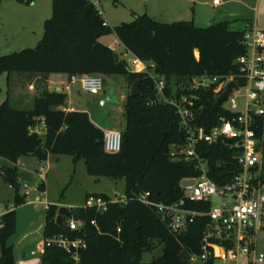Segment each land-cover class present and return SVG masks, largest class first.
<instances>
[{"label":"trees","instance_id":"1","mask_svg":"<svg viewBox=\"0 0 264 264\" xmlns=\"http://www.w3.org/2000/svg\"><path fill=\"white\" fill-rule=\"evenodd\" d=\"M52 7L35 46L0 54V76L6 72L8 84L12 71L36 74L42 83L50 72L125 73L130 82L138 79L140 92H128L126 125L121 129V148L115 152L106 150L105 128L96 124L87 110L66 108L68 93L64 90L44 86L35 94L31 107L14 106L9 95L0 100V156L12 161L0 166V174L15 190L13 206L0 214V264H16L14 244L9 238L16 230V206L25 203L28 196L21 191L18 159L35 155L44 161L50 153L71 154L74 162L84 158L87 171L93 175L124 177L127 201L111 200L107 192H94L109 199L106 209L86 204L71 206L68 216L82 220V230L61 227L55 221L58 204L49 203L44 237L60 232L71 237L84 235L87 245L80 250L79 261L63 247L45 246L41 264H192L191 259H183L182 251L186 248L190 254L201 253L204 216L198 215L186 231L173 233L155 204L178 200L183 196L181 180L201 174L196 158L172 154L174 144L186 141V130L180 124L176 106L165 95L171 96L175 90L178 94L185 86V91L193 95L194 121L207 130L221 116L236 113L224 101H217L216 82L205 88L188 86L193 76L204 73L238 75L236 59L246 52L244 28L232 27L229 20L205 25L188 19L163 21L146 12L111 25L94 0H52ZM113 32L128 51L152 61L155 71L164 75V94L159 93L149 70L130 69L126 58L116 59L115 50L99 39ZM173 81L178 83L174 90ZM237 81L240 85L246 83L240 75ZM256 121L264 154V114L257 115ZM41 122L43 134L35 127ZM197 151L207 160L208 176L218 183L231 180L239 167L240 149L227 139L211 143L201 140ZM38 189H46L44 180ZM146 191L150 203L138 197ZM187 205L200 204L187 201ZM157 245L161 246L160 254L144 259V253ZM213 263L210 258L205 264Z\"/></svg>","mask_w":264,"mask_h":264},{"label":"built area","instance_id":"2","mask_svg":"<svg viewBox=\"0 0 264 264\" xmlns=\"http://www.w3.org/2000/svg\"><path fill=\"white\" fill-rule=\"evenodd\" d=\"M95 1V0H94ZM219 3L220 0H214ZM101 10V9H100ZM102 12V10H101ZM243 42L246 52L239 55L236 62L239 64L238 75L200 74L191 78L189 88L209 87L217 83L214 90L217 96L226 89L230 80L237 81L238 76H244L246 83L239 84L226 99L230 110L236 112L231 116H221L219 122L207 130L203 125L194 121L193 95L185 91L186 87L177 94L166 96L165 99L173 103L180 115V124L186 130V141L174 144L172 154H184L188 158H196L200 175L187 176L183 179L194 180L182 184L183 196L171 203L156 202L158 210L173 233H181L188 229L198 215L205 218V227L202 236V251L200 254H191V261L197 257L201 264L212 258L213 264L221 259L225 264H264V154L260 145V137L256 130V116L264 114V28L251 23L244 28ZM132 70H149L155 78L159 93L164 94L166 79L155 71L154 63L144 61L133 55L127 59ZM149 66L152 68L149 69ZM70 80H80L82 88L91 93H98L103 89V79L99 73H74ZM242 87H245V102L239 108L237 96ZM218 139L229 140L232 146L240 149L237 159L239 167L231 180L218 183L207 174V160L197 151V144L201 140L209 143ZM122 130L105 128V148L110 152L120 150ZM242 168V171L239 169ZM44 177L42 167L39 170ZM24 192L29 195L31 190L28 181H23ZM35 188H38L35 187ZM149 191L138 197L150 203ZM215 198L219 200L216 202ZM111 200L127 201L126 195L112 197ZM187 201H196L200 205L192 207ZM109 199L101 194L89 193L85 204L95 206L99 210L107 208ZM208 204V207L205 206ZM68 230H82L84 222L74 217L65 220ZM95 223V220H92ZM120 230V227L118 228ZM56 245L65 248L76 261L80 260V250L85 248L87 241L84 235L71 237L60 232L44 239V247ZM195 256V257H193Z\"/></svg>","mask_w":264,"mask_h":264},{"label":"rangeland","instance_id":"3","mask_svg":"<svg viewBox=\"0 0 264 264\" xmlns=\"http://www.w3.org/2000/svg\"><path fill=\"white\" fill-rule=\"evenodd\" d=\"M13 1V0H12ZM136 3L138 11L141 13L145 11L146 4L153 3L155 0H101L100 8L104 11L106 19L110 21L111 25H116L122 21H130L135 17L133 9L130 8L128 3ZM138 1V2H136ZM201 6L208 14L220 15L225 9H236L239 11V23L242 25L244 19H256L259 27H262L264 21V0H232L227 3L226 0L221 5H213V0H201ZM14 2H18L14 0ZM193 4V3H192ZM191 4V5H192ZM20 6H26L19 3ZM197 6H200L199 3ZM3 10V11H2ZM1 10L0 19V54L10 53L16 50H20L24 47L35 46L40 39V35L43 32V27L35 31L31 27H22L20 23L13 22L7 13H13L11 4L4 1L3 9ZM243 17V18H242ZM162 19V18H159ZM168 19V18H167ZM172 18H170L171 20ZM202 24H208L207 21L202 20ZM121 57L129 59L132 57L130 52H127L124 48L119 49ZM28 72H11L10 84L7 81V73H3L0 76V86L2 91L0 93V100H4L7 95H10L11 103L15 106L31 107L33 98L28 95L25 97L24 105H18V98L25 92V86H28V82L32 81L33 84L39 82L42 84L40 78H36ZM103 79V89L98 93H91L85 91L82 88L80 80L72 84V89L68 92L69 97L74 101L77 108H88V101L104 95L108 90H112L114 99L109 101L106 105V113L104 119L107 121V127H115L123 129L126 125L125 115V102L127 100L128 92H130L131 84L129 77L125 73H101ZM177 82H171L172 90L175 89ZM42 90L39 88V91ZM245 87H242L237 100L239 102V108H243L245 102ZM13 96V97H12ZM27 96V95H26ZM14 98V99H13ZM31 99V101H30ZM30 103H27L29 102ZM26 103V104H25ZM225 106H229L228 101H224ZM39 129V132L43 134V127L41 124L35 125ZM22 162H18V167L21 171L29 168L33 173V179L28 181V187L31 193L27 196L28 202L16 206L17 209V225L15 232L9 238L10 243H15L17 256L20 259L23 253L30 254L32 247H38L39 244L44 242L43 225L45 220V210L47 200L56 199V201L68 202L71 205H80L86 201L87 193L94 192H108L111 196L116 197L125 194L126 181L124 177H110L106 175H93L87 171L84 158H81L78 162L73 161L71 154H52L50 160L45 163L42 162L35 155L22 156ZM44 165V169L47 170L46 183L47 193L42 196L41 189L35 188L43 180L40 173V164ZM4 164H12V161L0 156V166ZM194 182V180L183 179L182 184ZM25 187L21 185V191L24 192ZM88 193V194H89ZM15 190L11 187L0 174V210L5 211L11 208L14 204ZM219 199L215 198L217 202ZM55 201V202H56ZM69 216L66 217V220ZM27 233V234H26ZM1 252V251H0ZM161 246L157 245L153 250L146 251L144 253V259L149 260L153 256L160 254ZM28 257V256H27ZM33 257L29 255L28 258ZM195 257V256H193ZM233 262H229L232 264ZM192 264H201V261L195 257ZM216 264H225L221 259L216 260Z\"/></svg>","mask_w":264,"mask_h":264},{"label":"crops","instance_id":"4","mask_svg":"<svg viewBox=\"0 0 264 264\" xmlns=\"http://www.w3.org/2000/svg\"><path fill=\"white\" fill-rule=\"evenodd\" d=\"M4 1H7L9 4H11L12 9L14 8V10H15L13 13H9V12L7 13V15L10 16L11 21L20 23L22 25V27H24V28L25 27H31V29L33 31L36 30L35 26L37 29H39L41 27L44 28L45 19L48 18L49 16H51L52 11H53L52 0H33L31 3H23V2H20L18 0H17L18 2H14V0L13 1L12 0H2L1 5H0V19H1V10L3 9ZM100 1L101 0H95L97 5L99 6V8H100ZM136 2H138V1H136ZM223 2H224V0H220L219 3H215L213 0V5H221ZM226 2L229 3V2H232V0H226ZM19 3H22L23 5H26V6H20ZM198 3L200 6H197ZM202 3H205V2L201 1V0H155L153 3L146 4V9L143 12L148 13L149 15L153 16L156 19L162 18L159 20H163V21H174V20H179V19H188V20H193L197 24H202V22H203L202 20H205L208 23H210L212 21H218V20H229L230 25L234 28H245L248 24H251V23L258 25L257 24L258 21H256V19H247V18L244 19L245 21H243L242 25H240V26L237 25L241 18L239 17V11L236 9H234V10L225 9V11L222 12V14H220V15L208 14L205 12L204 8L201 6ZM128 4L130 5V8L133 9V14L140 13L138 11L139 9H137V7L135 5L136 3H134V2L131 3V1H130V3H128ZM100 9L102 10V8H100ZM143 12H141V13H143ZM102 14H103L104 18L106 19V16L104 15L103 10H102ZM170 18H172V19L170 20ZM106 21L109 24H111L109 20L106 19ZM261 24H262V28H264V21ZM43 31H44V29H43ZM42 35H43V32L40 36L42 37ZM99 39L102 42L109 45L110 47H112L115 50V52H117L118 54H119L118 51L120 48H124L127 52H130L125 48V46L123 45L121 40L118 38V36L114 32L110 33V34L102 35V36H100ZM130 53L132 54V56L134 55L132 52H130ZM119 56H120V54H119ZM150 63H153V62L151 61ZM28 74H29V72H28ZM38 77H39L38 75H35L34 81H36V78H38ZM73 83L74 82H72L70 80V74L67 72H50L47 75L46 81L43 82L42 84H39V82H36V84H33L32 81H29L27 83L28 86H25V92L23 94H21L20 98H18L17 104L18 105H24L23 102H25V99H27L25 97H28V95H29V96H31V99L34 98L35 94L39 92V88L41 89V87L43 88L44 86L47 87L49 90H54V89L64 90L68 93L72 89ZM10 95H12V94L10 93ZM31 99H30V101H31ZM30 101L27 103H30ZM18 107H23V106H18ZM66 108H68V109H79L75 106L74 101L69 97V93H68ZM81 109L89 111V108H81ZM39 124H41V126L43 127V129H44L43 133H44L45 128H44L43 122H41ZM105 128H108V127L106 126ZM110 128H115V127H110ZM52 154L53 153L49 154L48 158L45 160V163L48 164ZM21 160H22V156L18 159V162L19 163L22 162ZM78 161H76V162H78ZM41 167L44 171V177L42 179L45 181V184H46V189L41 190L42 196L44 197V194L47 193V188H48L47 183H46V179H45L46 178L45 173L47 172V170L44 169L43 163L40 164L39 170ZM25 171H30L32 176H33L32 171L27 167L24 171H21L22 175ZM98 192H100V191H98ZM88 193H87V195H88ZM44 201L46 202V205H48L49 203H56V204H58V206L61 204L67 205V206H73L68 202L56 201V199H51V201H50V200H47L46 197H44ZM26 202H28V199ZM82 204H85V202ZM3 212H4L3 210H0V214ZM65 220H66V218H65ZM16 225H17V223H16ZM44 225H45V220H44ZM44 225H43V230H44ZM44 248H45L44 242H42L41 244L38 245V247H32L30 249L29 255H33V257L28 258L29 255H27V253L24 252L23 255H21V257L19 259L17 256L16 246L14 243V253H15L16 264H41V254H42ZM0 251H1V249H0ZM0 254H1V252H0Z\"/></svg>","mask_w":264,"mask_h":264},{"label":"water","instance_id":"5","mask_svg":"<svg viewBox=\"0 0 264 264\" xmlns=\"http://www.w3.org/2000/svg\"><path fill=\"white\" fill-rule=\"evenodd\" d=\"M116 59H119V54L115 52ZM239 88V84L235 80H230L227 84L225 90L221 92L220 95L217 96V101H225L227 97L235 90ZM140 92L139 90V81L138 79L133 80L131 84L130 94L136 95ZM114 96L112 90H108L104 93V95L97 97L93 100L88 101V108H89V115L90 118L99 126L105 128L107 126V121L104 119V114L106 113V105L109 101L113 100ZM242 171V168L239 169ZM33 176L30 171H25L21 176L22 181H31ZM71 213V206L67 205H59L57 209V213L55 216V221L63 228L68 229L69 225L65 221L66 216L70 215ZM183 259H190L191 254L189 251L184 248L182 251Z\"/></svg>","mask_w":264,"mask_h":264}]
</instances>
